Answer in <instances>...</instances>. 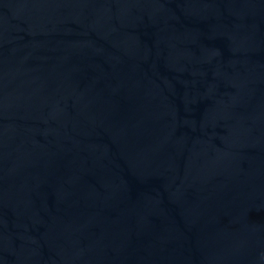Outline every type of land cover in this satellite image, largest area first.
Here are the masks:
<instances>
[{
  "label": "water",
  "instance_id": "water-1",
  "mask_svg": "<svg viewBox=\"0 0 264 264\" xmlns=\"http://www.w3.org/2000/svg\"><path fill=\"white\" fill-rule=\"evenodd\" d=\"M0 264H264V0H0Z\"/></svg>",
  "mask_w": 264,
  "mask_h": 264
}]
</instances>
